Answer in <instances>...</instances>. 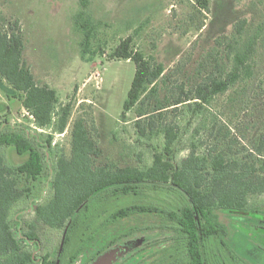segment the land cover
I'll return each instance as SVG.
<instances>
[{"label":"rangeland","instance_id":"1","mask_svg":"<svg viewBox=\"0 0 264 264\" xmlns=\"http://www.w3.org/2000/svg\"><path fill=\"white\" fill-rule=\"evenodd\" d=\"M208 1L209 11L203 10L197 0H91L87 14L93 38L91 52L84 58L85 36L76 25L80 0H0V28L8 33L20 30L25 43L23 57L36 82L55 89L63 105L72 103L67 130L54 137L67 157L71 156L74 124L82 119L102 151L97 165L143 168L152 162V141H138L134 126L137 109L128 113L127 122L121 120L136 74L133 61L110 58L122 40L133 36L135 51L164 66V76L157 84L158 98L163 104L172 103L180 93L179 87L188 92L208 74L206 58L213 61L223 57L222 62L226 61L225 49L218 48L216 41L232 37L234 27L243 19L252 32L260 26L262 29L253 78L217 98L204 111L201 122L191 121L183 111L172 108L156 122L188 130L179 145L181 159L189 155L192 140L201 142L200 153L230 147L231 156H237L234 158L247 155L264 134V0ZM93 52L99 53L93 56ZM13 95L7 82L0 80L2 127L19 124L32 132V116ZM150 103L153 107L156 100ZM200 127L194 139V129ZM2 154L11 165L27 160V156H19L11 148H4ZM50 177L46 175L37 184L36 200L17 207L23 224L35 219L32 204L35 207L46 203L53 196L52 188L47 187ZM146 201L145 196L96 199L92 207L93 212L99 209L111 213ZM250 203L258 208L256 213L220 211L218 215L229 231L225 241L234 254L247 264H264V194L252 197ZM162 226L160 219L147 214L111 225L97 234L72 264H96L109 256L114 258L109 264H161L166 257L161 251L172 248L174 243ZM38 233L43 241L38 255L52 253L54 257L62 231L39 224ZM213 245L207 248L208 264L226 261L218 246Z\"/></svg>","mask_w":264,"mask_h":264},{"label":"trees","instance_id":"2","mask_svg":"<svg viewBox=\"0 0 264 264\" xmlns=\"http://www.w3.org/2000/svg\"><path fill=\"white\" fill-rule=\"evenodd\" d=\"M197 1L209 11L208 0ZM90 2L80 0L81 10L76 17V25L85 36L84 58L91 52L93 38L87 14ZM261 32V26L252 32L247 20H240L232 37L216 41L218 48L225 49L226 61L222 62L223 57L213 61L206 58L208 74L204 79L188 92L179 87L178 97L165 104L158 98L157 86L164 76V66L135 51L133 36L120 42L110 58L131 60L136 65L121 120L127 122L128 113L137 109L134 126L138 141H152V162L141 168L97 165L102 151L82 119L74 124L71 156L67 157L54 137L67 130L72 103L63 105L55 89L36 82L23 57L25 43L20 30L8 33L0 28V80L10 86L12 97L21 101L34 126L32 132L19 124L4 128L0 116V264H72L97 234L141 214L160 219L162 229L172 235L173 246L161 251L163 257L166 255L161 264H208L207 248L213 243L226 259L218 264H247L226 243L229 231L220 222L218 212L253 214L258 210L250 199L264 194V134L242 159L232 157L230 147L200 153L201 142L193 140L189 155L181 159L179 145L188 130L178 125H157L156 121L172 108L183 111L191 121L201 122L204 111L217 98L251 80ZM154 100L156 105L151 107L150 101ZM202 127L194 129V139ZM4 148L27 156V160L20 165L9 164L2 154ZM46 175H51L47 187L52 188L53 196L46 203L32 204L35 219L23 224L17 207L36 200L37 184ZM124 196H145L147 201L111 213L99 209L93 212L96 199ZM39 224L62 231L54 257L52 253L38 255L43 250Z\"/></svg>","mask_w":264,"mask_h":264},{"label":"water","instance_id":"3","mask_svg":"<svg viewBox=\"0 0 264 264\" xmlns=\"http://www.w3.org/2000/svg\"><path fill=\"white\" fill-rule=\"evenodd\" d=\"M110 257L111 256L102 258L96 264H109L112 260H114V258H110Z\"/></svg>","mask_w":264,"mask_h":264},{"label":"built area","instance_id":"4","mask_svg":"<svg viewBox=\"0 0 264 264\" xmlns=\"http://www.w3.org/2000/svg\"><path fill=\"white\" fill-rule=\"evenodd\" d=\"M63 135V134H62Z\"/></svg>","mask_w":264,"mask_h":264}]
</instances>
